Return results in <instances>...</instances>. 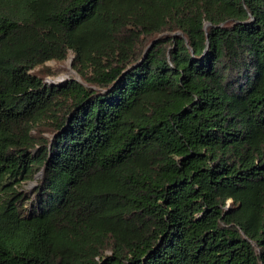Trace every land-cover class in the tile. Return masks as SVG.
Returning a JSON list of instances; mask_svg holds the SVG:
<instances>
[{
    "label": "trees",
    "instance_id": "16d2710c",
    "mask_svg": "<svg viewBox=\"0 0 264 264\" xmlns=\"http://www.w3.org/2000/svg\"><path fill=\"white\" fill-rule=\"evenodd\" d=\"M0 264H264V0H0Z\"/></svg>",
    "mask_w": 264,
    "mask_h": 264
},
{
    "label": "rangeland",
    "instance_id": "374dc122",
    "mask_svg": "<svg viewBox=\"0 0 264 264\" xmlns=\"http://www.w3.org/2000/svg\"><path fill=\"white\" fill-rule=\"evenodd\" d=\"M72 53L69 52L67 58L63 60L62 62H57L54 60H48L44 63V66H46V73L44 78H49L55 81H65L68 78H76L78 79L77 73L73 70L71 67V60H72ZM35 183L34 181H27L22 184V188L29 190L32 188V186Z\"/></svg>",
    "mask_w": 264,
    "mask_h": 264
},
{
    "label": "built area",
    "instance_id": "2783aa9c",
    "mask_svg": "<svg viewBox=\"0 0 264 264\" xmlns=\"http://www.w3.org/2000/svg\"><path fill=\"white\" fill-rule=\"evenodd\" d=\"M44 82L46 84H53V85H56V84H60L61 82H63V80H59V81H55V80H52V79H49V78H44Z\"/></svg>",
    "mask_w": 264,
    "mask_h": 264
},
{
    "label": "bare ground",
    "instance_id": "6f19581e",
    "mask_svg": "<svg viewBox=\"0 0 264 264\" xmlns=\"http://www.w3.org/2000/svg\"><path fill=\"white\" fill-rule=\"evenodd\" d=\"M31 184H34V183H31Z\"/></svg>",
    "mask_w": 264,
    "mask_h": 264
},
{
    "label": "water",
    "instance_id": "95a60500",
    "mask_svg": "<svg viewBox=\"0 0 264 264\" xmlns=\"http://www.w3.org/2000/svg\"><path fill=\"white\" fill-rule=\"evenodd\" d=\"M35 182V181H34Z\"/></svg>",
    "mask_w": 264,
    "mask_h": 264
}]
</instances>
